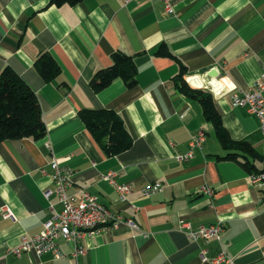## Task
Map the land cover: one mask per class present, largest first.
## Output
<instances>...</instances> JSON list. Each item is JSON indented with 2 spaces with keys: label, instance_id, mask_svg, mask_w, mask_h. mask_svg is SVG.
Wrapping results in <instances>:
<instances>
[{
  "label": "crops",
  "instance_id": "1",
  "mask_svg": "<svg viewBox=\"0 0 264 264\" xmlns=\"http://www.w3.org/2000/svg\"><path fill=\"white\" fill-rule=\"evenodd\" d=\"M49 1L0 0V73L10 68L36 93L47 129L38 140L0 142V264H210L201 251L213 257L220 246L232 264H264V187L253 186L235 162L216 158L225 151L212 127L174 81L183 65L185 81L197 76L191 88L207 89L208 82L222 88L212 94L229 136L263 155L257 119L233 107L227 88L248 90L264 70V0H171L172 13L162 0ZM160 44L175 59L155 57ZM118 49L134 56L136 85L128 89L118 79L94 92L91 78ZM42 50L62 71L50 83L33 66ZM212 71L219 77H209ZM87 109L119 114L132 146L106 157L79 117ZM199 131L205 133L201 149L178 161ZM53 158L71 170L69 193L86 189L137 229L121 223L86 238V254L77 260L12 254L22 236L42 230L49 205L60 208L55 195H43L54 189ZM110 172L131 186L125 201L102 179ZM157 182L162 192L143 196L144 187ZM6 208L15 221L4 217ZM180 221L192 229L221 222L220 246L191 241Z\"/></svg>",
  "mask_w": 264,
  "mask_h": 264
},
{
  "label": "trees",
  "instance_id": "2",
  "mask_svg": "<svg viewBox=\"0 0 264 264\" xmlns=\"http://www.w3.org/2000/svg\"><path fill=\"white\" fill-rule=\"evenodd\" d=\"M82 1L84 0H50L49 5L74 6ZM153 55L175 59L166 44H160ZM110 58V65L98 70L91 78L89 84L92 90L99 92L118 79L122 80L128 89L133 88L137 83L134 56L118 49ZM33 66L46 83L57 79L62 72L57 61L47 50L39 52ZM185 73V67L182 65L179 75L174 78L175 87L182 95L199 104L204 121L212 127L215 138L225 151L223 156L216 158L235 162L249 175L263 172V155L249 142L235 141L229 136L215 106L213 94L207 89L191 88L183 79ZM79 117L106 157L116 156L132 146L133 140L125 128L123 119L114 111L81 110ZM46 134L47 129L36 93L13 70L5 68L0 73V142L38 140Z\"/></svg>",
  "mask_w": 264,
  "mask_h": 264
},
{
  "label": "built area",
  "instance_id": "3",
  "mask_svg": "<svg viewBox=\"0 0 264 264\" xmlns=\"http://www.w3.org/2000/svg\"><path fill=\"white\" fill-rule=\"evenodd\" d=\"M134 0H125V3ZM168 13H172L173 7L171 0H162ZM197 76H189L187 82H195ZM205 84V88L211 93L216 94L222 91V88H216L214 85ZM227 91L233 93L231 103L233 107L244 109L247 114L255 117L258 122V128L261 134V144L263 149L262 166L264 168V70L260 74L258 80L252 87L245 91H236L234 85L228 86ZM205 140V133L199 131L194 134L189 142V151L185 154L177 155L178 161H188L195 149H201ZM48 150H51L49 143L45 144ZM52 170L51 179L54 184L53 190L44 191L43 195L49 200L52 195L57 198L59 209L54 205H49V217L44 221L42 230L35 236H22L19 245L11 249L14 255L30 253L36 256L50 255L55 259H66L68 257L77 260L80 256L86 254L84 241L86 238H93L109 228H115L121 223H125L133 229H137L136 223L132 219H124L118 214L112 213L97 198L86 189H79L74 193H69L72 187L71 170L59 164L53 158L50 162ZM45 174L44 170H41ZM250 176V183L257 187H264V171ZM115 173L110 172L102 179L107 181L116 189L120 201H125L131 192V186L127 184H119L115 180ZM163 185L161 183L148 184L142 190L143 196H151L162 192ZM208 192H211L207 190ZM4 217L15 221V218L8 208L5 209ZM179 229L184 231L187 238L193 242L210 243L216 241L219 246L221 244L224 226L221 222L205 226L201 225L196 229L180 221ZM68 245L71 248L69 254H65L61 250V245ZM201 260L210 264H232L233 259L227 255L221 246L213 257L208 256L207 250L201 251Z\"/></svg>",
  "mask_w": 264,
  "mask_h": 264
},
{
  "label": "water",
  "instance_id": "4",
  "mask_svg": "<svg viewBox=\"0 0 264 264\" xmlns=\"http://www.w3.org/2000/svg\"><path fill=\"white\" fill-rule=\"evenodd\" d=\"M209 77H214V78H218L219 77V75L218 74H216V72L215 71H212V72H210L209 74H207Z\"/></svg>",
  "mask_w": 264,
  "mask_h": 264
},
{
  "label": "bare ground",
  "instance_id": "5",
  "mask_svg": "<svg viewBox=\"0 0 264 264\" xmlns=\"http://www.w3.org/2000/svg\"><path fill=\"white\" fill-rule=\"evenodd\" d=\"M187 84L191 87L192 85H193V82H187ZM198 84V83H197ZM196 84V85H197ZM195 87H197V86H195ZM194 88V87H193ZM239 92V91H238ZM233 94V93H232Z\"/></svg>",
  "mask_w": 264,
  "mask_h": 264
}]
</instances>
